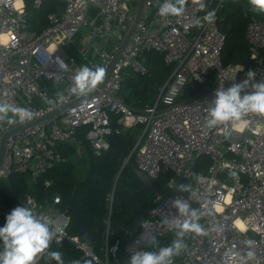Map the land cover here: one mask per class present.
<instances>
[{
    "label": "built area",
    "instance_id": "1",
    "mask_svg": "<svg viewBox=\"0 0 264 264\" xmlns=\"http://www.w3.org/2000/svg\"><path fill=\"white\" fill-rule=\"evenodd\" d=\"M43 1L32 0V5L37 9ZM62 1L64 9L49 14L47 26L38 32L28 26L25 0H0V102L28 108L33 113L30 121L0 123V139L15 126L72 104L36 125L9 135L0 165V182L12 173L25 172L36 181L68 161L63 148L83 154L80 129H84L83 138L93 155L101 156L109 147L108 138L114 134L111 116H117L116 123L124 128L142 127L141 143L131 151V155L136 153L138 170L153 179L169 178L160 182L149 218L123 244L117 241L111 247L106 245L103 258L79 235L68 234L71 217L67 209L58 208L59 193L49 205L26 197L23 205L58 221L62 229L57 237L61 241H53L50 249L69 242L82 253L83 259L94 255V264H119L116 257L120 248L130 257L133 251L152 245L153 235L155 239L165 236H170L172 241L176 239V230L162 222L182 219L170 201L177 196L188 199L190 195L191 207L207 213L200 223L208 231L206 235L186 234L187 247L173 264H264V117L250 114L231 124L227 137L222 127L208 128L205 124L207 103L215 98L220 76L230 74L235 67H224L221 63L225 37L218 28L219 12L230 0H206L208 7L204 11L194 0H187L185 12L179 17H161L157 0H144L136 23L140 0ZM212 10L214 21L203 22L206 11ZM197 20L202 21V26H195ZM84 30L110 44L109 48L92 45L90 56L88 50L81 49L85 65H100L108 70L114 63L102 87L99 84L87 96L78 97L68 90L76 72V60L73 56L64 57L63 48ZM245 38L254 61L253 70L257 72L256 82H260L264 80V56L259 57L264 52V19L250 15ZM74 47L79 48L76 44ZM148 51L160 54L164 63L172 66V72L159 89L155 102L135 113L120 97L121 80L126 69L139 75L148 73L144 57ZM57 57L69 65L68 71L58 72ZM210 75L212 86L206 92L180 100L187 85L208 84ZM245 78L244 71L239 72L234 82ZM232 83L225 80L224 86ZM45 84L52 88H46ZM202 158L208 164L194 175L196 163ZM180 184H190L192 192L162 200L163 192L178 189ZM11 210L2 205L0 191V217L6 218ZM4 223L1 221L0 227ZM146 231L148 236L143 240ZM114 247L117 250L113 253L110 250ZM109 256L113 263L109 262Z\"/></svg>",
    "mask_w": 264,
    "mask_h": 264
},
{
    "label": "trees",
    "instance_id": "2",
    "mask_svg": "<svg viewBox=\"0 0 264 264\" xmlns=\"http://www.w3.org/2000/svg\"><path fill=\"white\" fill-rule=\"evenodd\" d=\"M25 3L28 26L38 32L47 26L46 18L49 14H58L64 9L62 0H44L37 9L33 7L32 0H25ZM252 14L264 19V14L250 10L248 0H230L220 10L218 28L225 37L221 51V63L224 67L241 64L244 73L253 69L254 61L251 59L249 44L245 38L246 26ZM144 57L148 73L139 75L126 69L119 92L124 104L135 113L155 102L159 89L172 72V66H167L160 54L148 51L144 53ZM210 77L211 75L208 77V84L187 85L180 100H187L206 92L212 86ZM117 118L111 116L114 137L109 142L107 151L101 156L93 155L83 138L84 129H80L79 139L85 148L83 154L77 153L73 148H63L62 153L68 161L57 165L36 181H33L27 172L12 173L3 178L0 182L2 205L11 209L24 206L23 201L28 196L35 198L42 205H49L53 196L59 193L61 203L58 208L67 209L71 217L67 227L68 234L79 235L80 232L71 213V208L74 206L90 234L102 224L99 236L90 244L98 256L104 257L106 245L111 247L117 241L123 244L126 238L134 234L147 219L143 212L152 211L157 195L149 191L138 192L142 187L141 182L130 172V165L135 163V152L121 169L142 134V127L137 125L124 128L116 123ZM73 159L86 166V174L83 178L75 172ZM207 164L208 160L204 158L198 160L194 175L202 172ZM168 178L169 176H160L158 179L164 183ZM45 182H49L48 187L45 186ZM130 190H133L134 194H131ZM156 241L159 247L172 243L170 236L158 238ZM52 250L63 253L65 264L82 257V253L69 242H64L61 248H51L49 251ZM145 250L153 251L157 248L152 244ZM178 258L179 255L175 256L173 262ZM128 259V255L120 248L116 261L119 264H128ZM109 262L113 263L111 256ZM38 264H56V261L47 260L45 255Z\"/></svg>",
    "mask_w": 264,
    "mask_h": 264
},
{
    "label": "clouds",
    "instance_id": "3",
    "mask_svg": "<svg viewBox=\"0 0 264 264\" xmlns=\"http://www.w3.org/2000/svg\"><path fill=\"white\" fill-rule=\"evenodd\" d=\"M158 2V15L161 17L182 16L185 12L187 0H163ZM200 10L204 11L208 5L206 0H194ZM250 10L254 13L264 14V0H248ZM215 18V11H206L202 18L203 22L212 23ZM195 26H202V21L197 20ZM58 66V72L68 71L66 64L59 57L55 61ZM106 68L97 65L90 67L81 66L72 76V83L69 91L78 97H85L93 92L97 86L104 80ZM244 67L241 64L232 67L230 74L220 76L218 88L215 90V98L208 102L209 107L206 112L205 124L208 128H223L227 137L229 126L235 124L250 114L264 117V80L256 82V70L249 69L245 73V79L239 83L234 82L236 75L243 72ZM225 80H231L233 83L229 87L224 86ZM56 83H59V78ZM33 113L24 107H18L13 104L0 102V123L14 124L17 121L23 123L30 121ZM232 175H235L232 173ZM199 179V177H197ZM181 192H192L190 184H180L177 187ZM191 196L188 199L178 198L171 200L172 207L178 210V215L182 219H165L162 223L176 230V239L168 246L159 247L155 236L151 241L157 250H139L133 251L128 259V264H173V258L181 254L187 247L184 237L188 233L206 235L207 231L200 223V220L207 213L191 207ZM146 228V226H142ZM62 229L58 221L51 217L39 215L32 208L17 206L6 216V221L0 227V264H38L40 258L54 260L56 264H65L63 253L61 251H49L53 241L59 243L58 235ZM148 232L142 236L145 240ZM116 247L111 249L113 253ZM91 255V254H90ZM252 253H249L251 256ZM95 256L90 259L72 260L70 264H94Z\"/></svg>",
    "mask_w": 264,
    "mask_h": 264
},
{
    "label": "water",
    "instance_id": "4",
    "mask_svg": "<svg viewBox=\"0 0 264 264\" xmlns=\"http://www.w3.org/2000/svg\"><path fill=\"white\" fill-rule=\"evenodd\" d=\"M143 1L144 0H140V4H139V7H138V10H137V13H136V21H135V23L139 19L140 10H141ZM133 29H134V26L131 28V30L126 35L125 39L123 40V42H122V44L120 46L119 51L115 55V59L118 57L121 49L123 48L124 44L128 40V38H129L130 34L132 33ZM144 51H146V50L144 49ZM262 56H264V52H260L259 57H262ZM113 63L110 65L109 69L107 70V72L105 74L104 80L100 83V86L101 87L103 86V84L107 80V78H108V76H109V74H110V72L112 70ZM213 78L216 79V74L213 75ZM70 106H72V104H68V105L62 106L61 108L53 111L52 113L46 115L43 118L37 119V120H35L33 122H30V123H27L25 125L15 126V127L11 128V129L5 131L1 135V139H0V165L2 163L4 154H5L6 139L9 137V135H11L12 133H15V132H19V131L23 130L26 127H30V126L36 125V124L40 123L41 121H43L44 119H47L50 116H53L55 114H58L59 112L63 111L64 109H66V108H68ZM113 137H114V134H112L108 138V141L110 142L113 139ZM130 155H131V153H130ZM129 156L124 161V164L122 165L121 169L124 167V165L128 161ZM130 172L133 173L138 178V180L141 182L142 187L138 191L139 193H144V192L149 191L152 194H156L159 191L160 180L159 179L150 178L144 172H141L140 170H138V168L136 167L135 163H132L130 165ZM129 192L131 194H134V191L133 190H130ZM176 195H186V193L179 191V189H175V190H171V191H165V192L162 193V200H165L167 197H174ZM71 213H72V217H73V219L75 221V224L80 229L79 236L83 239V241L85 243L91 244L99 236V234L101 232V229H102V224H99V226L97 227L96 231L93 234H90L88 232V230H87L86 225H84L83 222L81 221V219L79 218V216L77 214V211H76V208L74 206H72V208H71ZM143 214L147 218H149V216H150V213L149 212H143ZM1 221H6V218L5 217H0V222ZM79 260H83V257H81Z\"/></svg>",
    "mask_w": 264,
    "mask_h": 264
},
{
    "label": "crops",
    "instance_id": "5",
    "mask_svg": "<svg viewBox=\"0 0 264 264\" xmlns=\"http://www.w3.org/2000/svg\"><path fill=\"white\" fill-rule=\"evenodd\" d=\"M92 12H95L94 9H92ZM88 32L89 31H86V30L81 31L78 35L75 36V38L73 39V41L71 43L67 44L63 48V56L64 57H66V56L75 57V60H76V65L74 67L75 71H77L81 66L85 65V63L81 59L80 50L81 49L88 50L89 51V56L91 54L90 49H91L92 46L90 48H87L86 47L87 45L85 44V41H86L85 40V36H89V37L91 36V34H89ZM90 38H92V37H90ZM96 38H97V40L94 41L92 45H101V46H103L105 48H109L110 44L108 42H105L104 40H102L99 37H96ZM75 44L78 45L79 48L74 47ZM45 87L48 88V89L52 88V86L49 85V84H45ZM141 138H142V134L140 135V137L137 140L135 145H137V143H141Z\"/></svg>",
    "mask_w": 264,
    "mask_h": 264
},
{
    "label": "rangeland",
    "instance_id": "6",
    "mask_svg": "<svg viewBox=\"0 0 264 264\" xmlns=\"http://www.w3.org/2000/svg\"><path fill=\"white\" fill-rule=\"evenodd\" d=\"M90 37H92V38H90ZM90 37L85 36V40H86L85 44L87 45L86 46L87 48H90L92 46L93 42L97 40L96 36L91 35ZM72 164H73L74 170L78 174V176L80 178H83L86 174V166L84 165V163H79L77 160L73 159ZM146 247H149V246H146Z\"/></svg>",
    "mask_w": 264,
    "mask_h": 264
}]
</instances>
